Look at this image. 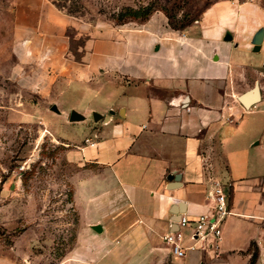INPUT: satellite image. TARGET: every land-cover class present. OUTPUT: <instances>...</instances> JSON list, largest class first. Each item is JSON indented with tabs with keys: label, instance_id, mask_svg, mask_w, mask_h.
<instances>
[{
	"label": "crops",
	"instance_id": "1",
	"mask_svg": "<svg viewBox=\"0 0 264 264\" xmlns=\"http://www.w3.org/2000/svg\"><path fill=\"white\" fill-rule=\"evenodd\" d=\"M10 2L6 51L19 83L40 101L79 100L44 116L81 173L89 231L78 261L264 264V9L219 0L177 30L162 8L117 24L52 0ZM255 85L259 101L245 109L237 98ZM72 110L84 119L69 122ZM93 113L102 118L88 120ZM215 181L230 210L220 239L174 259L163 237L180 216L210 211Z\"/></svg>",
	"mask_w": 264,
	"mask_h": 264
},
{
	"label": "rangeland",
	"instance_id": "2",
	"mask_svg": "<svg viewBox=\"0 0 264 264\" xmlns=\"http://www.w3.org/2000/svg\"><path fill=\"white\" fill-rule=\"evenodd\" d=\"M52 1L69 15L119 24L144 17L152 7L171 9L175 22L181 23L219 0ZM253 2L264 9V0ZM10 6V0H0V27L4 26L0 36V264H81L76 252H81L89 231L82 212L81 173L66 160L63 140L56 138L44 119L56 115L52 106L61 111L78 98L40 101L19 83L16 60L6 51ZM87 118L93 120L91 115ZM57 121L53 125L71 131ZM97 264L116 263L108 256Z\"/></svg>",
	"mask_w": 264,
	"mask_h": 264
},
{
	"label": "built area",
	"instance_id": "3",
	"mask_svg": "<svg viewBox=\"0 0 264 264\" xmlns=\"http://www.w3.org/2000/svg\"><path fill=\"white\" fill-rule=\"evenodd\" d=\"M209 198L212 203L209 212L194 220H188L185 216H180L175 223V229L163 237V242L174 259L182 260L186 251L195 249L199 243L202 244L209 240L216 242L220 239L222 223L230 214L227 194L223 185L216 181L213 182ZM186 229L191 230L189 239L193 244L190 247L182 245L183 231Z\"/></svg>",
	"mask_w": 264,
	"mask_h": 264
},
{
	"label": "water",
	"instance_id": "4",
	"mask_svg": "<svg viewBox=\"0 0 264 264\" xmlns=\"http://www.w3.org/2000/svg\"><path fill=\"white\" fill-rule=\"evenodd\" d=\"M262 40H263V31H259L257 34H255L254 39H253L254 52L259 51ZM237 100L241 104V106H243V108L245 109H248L252 105L256 104L259 101L258 85H255L250 91L238 96ZM51 110L55 113H58V110L56 109L55 106H52ZM92 118H93V121H98L102 117L97 113H93ZM83 119L84 117L74 110H72L68 116L69 122H78V121H82ZM92 230L97 233L101 232V228L99 226H93Z\"/></svg>",
	"mask_w": 264,
	"mask_h": 264
},
{
	"label": "trees",
	"instance_id": "5",
	"mask_svg": "<svg viewBox=\"0 0 264 264\" xmlns=\"http://www.w3.org/2000/svg\"><path fill=\"white\" fill-rule=\"evenodd\" d=\"M149 7V6H148ZM159 8V7H158ZM155 8H151V10H147V11H145V16L144 17H139V20L140 21H143L146 17H147V15L152 11V10H154ZM164 11H165V13H166V15H167V17H168V21H169V24H170V26L173 28V29H177V30H182V29H184L190 22H191V20H187V21H183V22H181V23H176L175 22V20H174V16H173V14H172V10L170 9V10H166V9H164V8H162ZM132 19H137V18H132ZM252 257L254 258L255 257V254H252Z\"/></svg>",
	"mask_w": 264,
	"mask_h": 264
}]
</instances>
